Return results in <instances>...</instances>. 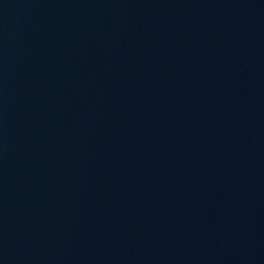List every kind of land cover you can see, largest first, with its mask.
Instances as JSON below:
<instances>
[{"label": "water", "instance_id": "water-1", "mask_svg": "<svg viewBox=\"0 0 264 264\" xmlns=\"http://www.w3.org/2000/svg\"><path fill=\"white\" fill-rule=\"evenodd\" d=\"M0 264H264V0H0Z\"/></svg>", "mask_w": 264, "mask_h": 264}]
</instances>
